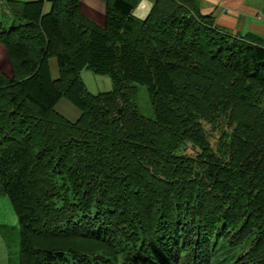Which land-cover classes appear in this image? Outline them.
I'll list each match as a JSON object with an SVG mask.
<instances>
[{"label": "trees", "instance_id": "trees-1", "mask_svg": "<svg viewBox=\"0 0 264 264\" xmlns=\"http://www.w3.org/2000/svg\"><path fill=\"white\" fill-rule=\"evenodd\" d=\"M101 1L104 27L78 0L45 15L6 2L0 197L18 264H264V39L221 29L199 0H154L143 20L140 0ZM84 70L112 90L90 93Z\"/></svg>", "mask_w": 264, "mask_h": 264}, {"label": "crops", "instance_id": "crops-1", "mask_svg": "<svg viewBox=\"0 0 264 264\" xmlns=\"http://www.w3.org/2000/svg\"><path fill=\"white\" fill-rule=\"evenodd\" d=\"M7 1L42 2L43 15L50 10L49 0H0V14L11 15L6 6ZM78 1V12L84 19L99 27L105 26V4L101 0ZM153 1L140 0L132 15L139 20L145 19ZM199 12L202 15H212L218 27L232 34L244 35L250 33L264 39V0H199ZM48 65L52 79H57L58 70L55 59H49ZM0 71L7 77H12L10 62L2 44H0ZM55 109L66 117H70L66 112L72 113L74 119H77L80 115L75 108L63 99L58 102ZM1 247L0 261L7 260L8 255L3 243Z\"/></svg>", "mask_w": 264, "mask_h": 264}, {"label": "rangeland", "instance_id": "rangeland-1", "mask_svg": "<svg viewBox=\"0 0 264 264\" xmlns=\"http://www.w3.org/2000/svg\"><path fill=\"white\" fill-rule=\"evenodd\" d=\"M0 22L3 27L7 28L12 24L13 18L11 15H5L4 13H1ZM81 78L88 91L92 94L109 92L113 88L111 80L108 76L95 75L90 71L84 70L81 72ZM135 87V104L138 113L145 118H153L152 109L145 87L140 85H135ZM57 112L69 121L77 120L74 119V116L70 112L64 111L70 117H66L59 111ZM191 152V149L186 150V154H189ZM1 242L3 243L5 251H7L6 253L8 255V258L7 260L0 261V264H18L19 229L16 217L6 196L0 197V248L2 249ZM218 261H220V259Z\"/></svg>", "mask_w": 264, "mask_h": 264}]
</instances>
